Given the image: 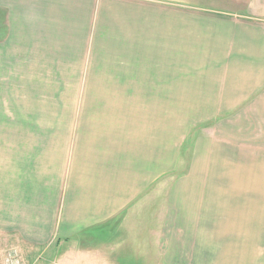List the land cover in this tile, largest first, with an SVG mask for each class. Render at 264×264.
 <instances>
[{"label":"crops","instance_id":"0c3cea01","mask_svg":"<svg viewBox=\"0 0 264 264\" xmlns=\"http://www.w3.org/2000/svg\"><path fill=\"white\" fill-rule=\"evenodd\" d=\"M9 84L68 124L0 131L1 262L123 264L148 233L121 217L211 121L151 230L159 262L264 264V0H0Z\"/></svg>","mask_w":264,"mask_h":264},{"label":"rangeland","instance_id":"374dc122","mask_svg":"<svg viewBox=\"0 0 264 264\" xmlns=\"http://www.w3.org/2000/svg\"><path fill=\"white\" fill-rule=\"evenodd\" d=\"M1 76L3 77L4 75ZM1 90L3 91L0 92V131L25 129L61 130L63 128H61L60 125L68 124L67 120L52 122L49 121L48 123L44 124V122L42 121L44 115L42 107L36 108L32 105L31 102L22 99L18 100L19 102L17 104L10 106V103H13L14 100V98L12 97L14 93L11 92L10 84L7 86H3ZM70 109L71 106L70 103H68L65 107L66 118L70 114ZM190 109H194L196 111L200 110V108L181 107L180 120L187 119L186 115L190 112ZM214 123L211 121L203 122L197 124V127H194L190 131H188L186 139L181 145V149L177 157V167L173 171L168 172V174H165V176H163V185L160 187L158 185H154L153 187L149 188L147 192L144 193L141 198H139V201L135 202V204H133L125 212V214H123L121 218L126 220L123 223V225H126V229H134L135 227H138L140 231L146 229L148 234L145 236H139L130 233L125 234V244L123 245V250H121V252L116 255L118 262H121L123 264H171L170 262H159V255L156 248L158 236L151 234V230L155 229L156 226H159L158 216L163 209L167 190L173 184L174 180L184 177L188 172L189 156L193 149L194 141L198 137H203L209 134ZM75 126L76 121L73 122V127ZM134 213H138V215L134 216ZM129 214L133 216V219L126 218ZM14 249L15 248H13V246L4 247L3 244H0V264H4V262L1 261L5 257V254L8 251ZM17 254L20 261L21 258L25 259L26 257L24 256L23 258V253L18 252ZM127 256H132L133 258H135V260L138 261L124 262L125 260L123 259H126ZM138 258L141 259L142 262H139ZM144 260L146 262H143ZM20 263L23 264L22 262Z\"/></svg>","mask_w":264,"mask_h":264},{"label":"built area","instance_id":"2783aa9c","mask_svg":"<svg viewBox=\"0 0 264 264\" xmlns=\"http://www.w3.org/2000/svg\"><path fill=\"white\" fill-rule=\"evenodd\" d=\"M18 255L15 252H10L5 260L6 264H21Z\"/></svg>","mask_w":264,"mask_h":264}]
</instances>
